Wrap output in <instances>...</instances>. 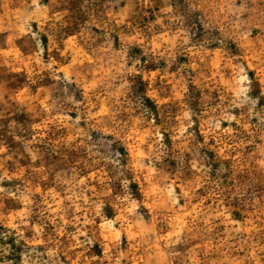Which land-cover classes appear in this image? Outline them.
<instances>
[{
  "label": "rangeland",
  "instance_id": "rangeland-1",
  "mask_svg": "<svg viewBox=\"0 0 264 264\" xmlns=\"http://www.w3.org/2000/svg\"><path fill=\"white\" fill-rule=\"evenodd\" d=\"M0 264H264V0H0Z\"/></svg>",
  "mask_w": 264,
  "mask_h": 264
}]
</instances>
